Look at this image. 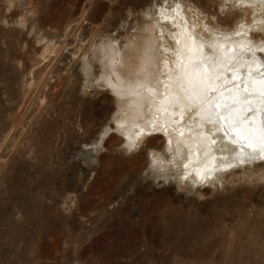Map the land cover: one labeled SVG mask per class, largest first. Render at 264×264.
I'll return each mask as SVG.
<instances>
[{"label": "rangeland", "instance_id": "1", "mask_svg": "<svg viewBox=\"0 0 264 264\" xmlns=\"http://www.w3.org/2000/svg\"><path fill=\"white\" fill-rule=\"evenodd\" d=\"M180 37L218 93V120L173 121L177 144L200 126L214 145L199 168L162 129L134 143L117 123L140 50L171 61ZM247 77L264 81V0H0V264H264Z\"/></svg>", "mask_w": 264, "mask_h": 264}, {"label": "bare ground", "instance_id": "2", "mask_svg": "<svg viewBox=\"0 0 264 264\" xmlns=\"http://www.w3.org/2000/svg\"><path fill=\"white\" fill-rule=\"evenodd\" d=\"M154 45V40L147 41L143 49L140 50L137 61L129 66L133 80L128 83L126 93L122 94L124 95V101L120 107L122 114L117 123L120 128L126 131L128 139L134 143L157 127L168 134L174 144H177L176 134L173 130V121L177 120L176 114L182 111L188 114V126L196 124V117H205L206 114L210 115V118L214 117L218 120L212 106L218 98V93L208 89L211 86L210 80L208 82L198 80L203 70L200 65L206 63V56L197 57L199 54L197 43H193L191 39L180 37L179 45H175V50H171V53L176 52L178 48L179 55L177 54L171 61L164 60L165 55L155 53L152 50ZM205 53L207 52L205 51ZM171 69L176 73L175 80H171L169 77ZM208 77L210 78V76ZM246 80L243 82L252 93L264 94L263 80L249 77ZM240 95L243 96V92H240ZM168 101L175 107H168L169 110L165 109ZM221 107L223 108V106ZM226 122L231 129V121L226 119ZM188 129L190 141L189 143L184 141V145L177 144V154L174 160L182 166L191 157L190 161L195 163L198 168L207 166L214 151V145L206 140V133L202 127H188ZM249 147L252 148V146ZM168 148L171 149L172 145L169 144ZM236 151L238 155L248 154L246 145L240 146Z\"/></svg>", "mask_w": 264, "mask_h": 264}, {"label": "flooded vegetation", "instance_id": "3", "mask_svg": "<svg viewBox=\"0 0 264 264\" xmlns=\"http://www.w3.org/2000/svg\"><path fill=\"white\" fill-rule=\"evenodd\" d=\"M259 80H262V79H259Z\"/></svg>", "mask_w": 264, "mask_h": 264}]
</instances>
